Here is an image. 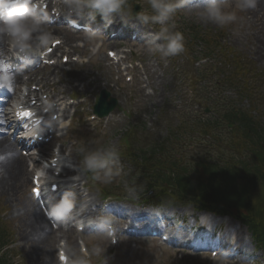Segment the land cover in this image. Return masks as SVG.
Returning a JSON list of instances; mask_svg holds the SVG:
<instances>
[{
    "label": "rangeland",
    "instance_id": "rangeland-1",
    "mask_svg": "<svg viewBox=\"0 0 264 264\" xmlns=\"http://www.w3.org/2000/svg\"><path fill=\"white\" fill-rule=\"evenodd\" d=\"M138 2L140 4L141 10L152 8L151 0H139ZM228 7L229 5L222 7V11L224 13H231L226 10ZM247 13H245L244 16H246ZM254 14L260 16L258 11H256ZM176 15L185 16L184 21H189L192 20L190 18H195V24L200 25L202 28L208 31H216L217 29H219L223 32L222 35L225 38L224 43L227 46L242 54L261 72H264V42H262L261 39L256 38L257 36L261 35V33L255 32L252 21L260 20V18L251 19L250 22L252 23L250 24L246 20H243L242 17L235 15V20L224 24H218L209 19L207 15L203 13V9H199L194 13H191L190 15L187 10H178ZM131 22L138 27L143 26L142 23L135 19H132ZM149 25L150 24L148 23V25L146 26V30H149ZM175 28L176 26L173 25L169 29V31L173 33ZM164 47L168 48V40ZM179 56L180 51L177 52L176 61L178 60ZM180 57L183 56L181 55ZM186 57L187 55H185L184 63L182 64V66L180 67L179 65L182 70L187 68V65H189ZM143 59L145 62V68L147 71H149V66L154 61V57L144 56ZM95 68L93 67L90 71L86 72L87 80L93 79ZM202 68H204V66H199L196 68L192 66L191 72L189 74H193L196 82L194 87H191V84L187 81V77H185L187 75H183L180 72L173 74L171 66L168 65V67L166 68H163L162 66L153 67V71H157L158 74L162 73V79L156 84H151L149 81L148 89L152 90V95L147 96L148 100L146 101H143L141 99L142 95L145 96L144 89L140 91L139 86L133 88L129 84H122V93L120 95V99L122 103H124L123 107H125V109L120 106L119 110L114 111V113H116L115 117H118L119 123H116L114 126L108 127L104 135H100L99 129H96V131L94 132H82L81 134L77 135L76 138L79 140V143L81 145V147L77 149V152L92 154L93 151H96L102 155H106V153L109 151L108 145L111 140L112 142H115L114 150H119L117 140L122 133L120 131L123 130L125 126H128L131 120L133 122H139L141 119H144L143 116H145V133L143 135H139L137 138H134L135 146L146 147L150 145V142L154 140L156 136L160 138L164 136L167 137L168 130H175L181 127L183 122L187 123L186 120L197 116L199 113H201V109H203V107L209 106L212 102H214L216 96L211 92L213 86L209 85V82L213 78L211 76V70L204 68V70L200 72V69ZM83 70L84 66L76 65L69 68L68 79L76 73H81ZM157 73L155 72L154 74ZM143 78H145V76H143ZM221 88V95H224L226 99L233 100L236 102V104L241 105V102L238 100L239 97L236 96L234 92L228 91V87L225 86H221ZM206 98H209L210 100H206ZM218 104H220V102ZM85 107H88V105L86 104ZM122 108L130 114L129 118L124 116L122 112L120 113V111L123 110ZM262 126H264V117L262 120ZM220 133L224 137L227 132L225 129H221ZM196 136L197 135H189L186 137V139L183 136V143L175 141V146L178 147V152L183 153L186 159L215 154L207 145L203 144L200 140H195ZM189 137L191 140H193L192 143H189L187 141ZM110 150H112V148ZM122 168L124 169V167ZM109 178L112 180L102 178L101 181L96 182L102 183L104 185L111 184L116 189V192L120 191V188L118 187L119 183L122 189L128 190L129 187L127 184V175L123 176L122 171L118 172L117 178H113V176H110ZM24 193L28 195V188H25ZM113 194L117 193L113 192ZM2 203L4 205H2L0 201V207L5 211V221L12 231V242L15 243L17 247L14 250H16V254L19 256L22 264H29L28 260L32 258V256L27 254V252L22 249L20 242L17 241L14 222H12V218L8 217L7 215L8 211H11L13 208L12 206L6 204L5 199H2ZM5 204L7 206H5ZM251 245L245 248L246 253H248L247 255H252L253 257L257 256L258 264H264V255L260 251H256L251 248ZM135 257L141 259V256H139L138 254H136ZM196 263L197 261H188L186 259H183L180 260L177 264ZM146 264H151L149 259ZM166 264L175 263L171 260ZM204 264L207 263L205 262Z\"/></svg>",
    "mask_w": 264,
    "mask_h": 264
},
{
    "label": "clouds",
    "instance_id": "clouds-1",
    "mask_svg": "<svg viewBox=\"0 0 264 264\" xmlns=\"http://www.w3.org/2000/svg\"><path fill=\"white\" fill-rule=\"evenodd\" d=\"M189 0H178L177 3H172L170 0H151V7L156 15L151 19L158 23H164L179 7H183ZM68 8L81 15L84 9H91L89 14L91 19L95 15H100L102 19L110 21L113 14H118L122 11L126 0H66ZM257 0H240L237 7L240 10L255 9ZM203 13L209 19L218 24H224L235 20V15L232 13H224L220 0H207L204 6ZM48 19L45 12L40 10V5L36 0H0V34L7 36L13 47L20 50L29 47V41L33 38V33L43 32L42 25ZM143 22H147L150 17L141 14L139 16ZM43 43H47L51 37L48 34H43L39 37ZM183 50V35L176 33L168 38L169 54H176ZM0 88H11L13 77L6 66H0ZM114 153L102 155L99 152L89 154L84 159V165L88 170L108 169L107 176H111V170L108 168L112 162L111 157ZM73 208V200L64 196L52 209V214L59 218L68 216ZM101 226H108L107 236L116 242V233L118 229L112 228L114 223L112 216H105L99 221ZM99 251V249H97ZM65 264H89V261L84 256H76L70 250L64 253Z\"/></svg>",
    "mask_w": 264,
    "mask_h": 264
},
{
    "label": "bare ground",
    "instance_id": "bare-ground-1",
    "mask_svg": "<svg viewBox=\"0 0 264 264\" xmlns=\"http://www.w3.org/2000/svg\"><path fill=\"white\" fill-rule=\"evenodd\" d=\"M256 6L262 11L260 10L259 12L260 20H253V27L256 33L264 34V1L257 0ZM58 11L63 13L64 9L60 8ZM251 13L254 14V12ZM45 33L49 36L58 34L62 35L61 37L64 38V44L68 46L72 42V39L68 37L67 33L62 32L59 29H53L52 31L43 30V32L35 33L33 36H41ZM0 46L2 50H4V47L6 46L5 40L1 38V35ZM60 70V68L54 67L50 74L54 75V77H57ZM28 80L24 81L23 84H27ZM35 82V86H39V91L47 93V95L50 96V100H59V98L55 96L54 93L52 94L51 88L54 86L55 81H49V75H43ZM11 92H14V89H11ZM30 93L34 97L39 98V92L31 91ZM109 117H111V115H109L107 118ZM0 121H2V119ZM4 128L5 126L3 129ZM57 153L59 156L63 157L66 154V150L60 147L57 150ZM68 155L74 156L73 149L68 151ZM25 164V158L21 155H18L17 146L10 142L8 137H0V197H6L11 201V203H15V197H17L20 200V204H24L26 208H30L22 211L21 213H17L15 215L12 213L11 215V218H19L17 224H15L17 235L20 236V239L24 242V244L31 246L29 248V252H27V254L32 256V258L28 260L29 264H54V259L52 256L54 244H56L59 240L68 243L70 240V235L72 234V230L65 232L59 228L57 231H53L40 212L33 207V202L28 201L26 197H21L22 190L25 188L29 180V175L32 171L37 169L35 165H32V167L28 169ZM62 173L72 176L71 174H75V170L63 169ZM93 207L94 202H91V200L87 202H81L79 204L78 210H75L74 207L72 208L74 212L71 211L69 218L73 220L93 219L95 212L98 211V209H93ZM120 207V212L123 214L125 213V217L123 219H119L116 222H124V224H126V222L129 224L135 223L139 226V223L134 222V217L140 214V212L129 208L126 205H121ZM115 212L117 211L114 208H110L106 213H110L111 216H114L113 214ZM74 249L75 245L73 243L68 244V250L74 252ZM123 252L127 253V250L125 249Z\"/></svg>",
    "mask_w": 264,
    "mask_h": 264
},
{
    "label": "trees",
    "instance_id": "trees-1",
    "mask_svg": "<svg viewBox=\"0 0 264 264\" xmlns=\"http://www.w3.org/2000/svg\"><path fill=\"white\" fill-rule=\"evenodd\" d=\"M235 117L230 116V118ZM207 173L208 179L205 183L195 179L193 185L190 181L176 179L175 175L173 177L174 180L176 179L174 186L176 185L178 189L199 197L201 200L217 202L220 206L215 204L208 208L219 212H227L221 206L236 207L239 211H243L242 215L238 213L236 218L251 229L255 236L257 234V238H262L259 243L264 246V195L256 193L257 190L264 191V183L260 181V178L264 181V174L260 178L252 177L250 174L241 176L240 170L235 167L222 169L219 172L208 169ZM258 181H260L259 185H257ZM182 194L185 195V193ZM254 230L258 231L255 233Z\"/></svg>",
    "mask_w": 264,
    "mask_h": 264
}]
</instances>
